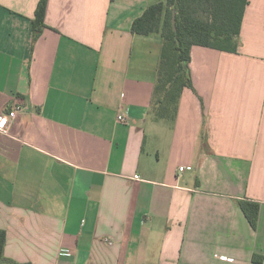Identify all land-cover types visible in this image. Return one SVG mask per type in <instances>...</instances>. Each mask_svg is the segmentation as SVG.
<instances>
[{"label":"crops","instance_id":"0c3cea01","mask_svg":"<svg viewBox=\"0 0 264 264\" xmlns=\"http://www.w3.org/2000/svg\"><path fill=\"white\" fill-rule=\"evenodd\" d=\"M39 1L0 0V116L19 107L0 131L5 254L264 264V0L237 52L192 46L177 108L157 104L162 37L131 31L152 0H48L34 40ZM242 198L259 203L256 229Z\"/></svg>","mask_w":264,"mask_h":264},{"label":"trees","instance_id":"16d2710c","mask_svg":"<svg viewBox=\"0 0 264 264\" xmlns=\"http://www.w3.org/2000/svg\"><path fill=\"white\" fill-rule=\"evenodd\" d=\"M248 3L249 0H165L151 4L133 21V33L159 34L163 39L157 91H164L165 97L158 100L157 104L167 102L177 108L183 89L193 88L190 72L193 45L237 52ZM47 4L48 0H40L36 8L32 20L34 40L45 27ZM174 10L176 30L173 25ZM237 204L256 229L259 203L242 198L237 200ZM6 243L7 232L0 229V264H21L5 254ZM254 259L261 262L263 257L254 255Z\"/></svg>","mask_w":264,"mask_h":264},{"label":"built area","instance_id":"2783aa9c","mask_svg":"<svg viewBox=\"0 0 264 264\" xmlns=\"http://www.w3.org/2000/svg\"><path fill=\"white\" fill-rule=\"evenodd\" d=\"M18 110H19V107L16 106L15 109L9 112L8 114H4L0 116V131L1 132L9 133V128L13 120H15ZM118 119L122 122H127V118L125 117L123 113H120L118 115ZM180 169L183 170L184 167H181ZM135 177L138 178V175H136Z\"/></svg>","mask_w":264,"mask_h":264},{"label":"water","instance_id":"95a60500","mask_svg":"<svg viewBox=\"0 0 264 264\" xmlns=\"http://www.w3.org/2000/svg\"><path fill=\"white\" fill-rule=\"evenodd\" d=\"M173 25H174V29L176 30V11H173Z\"/></svg>","mask_w":264,"mask_h":264},{"label":"rangeland","instance_id":"374dc122","mask_svg":"<svg viewBox=\"0 0 264 264\" xmlns=\"http://www.w3.org/2000/svg\"><path fill=\"white\" fill-rule=\"evenodd\" d=\"M153 2L152 3H156V2H159V1H165V0H152ZM203 15V14H202ZM153 35V34H152ZM157 36V35H156Z\"/></svg>","mask_w":264,"mask_h":264}]
</instances>
